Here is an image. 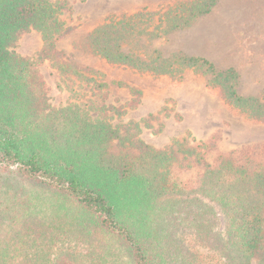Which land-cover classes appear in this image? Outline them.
Here are the masks:
<instances>
[{
	"label": "trees",
	"instance_id": "16d2710c",
	"mask_svg": "<svg viewBox=\"0 0 264 264\" xmlns=\"http://www.w3.org/2000/svg\"><path fill=\"white\" fill-rule=\"evenodd\" d=\"M216 2L174 0L111 15L86 44L110 64L153 77L207 75L223 102L264 121V102L237 92L233 67L149 46ZM66 10L67 0H0V264H207L187 235L223 264H264V139L222 149L214 136L185 132L156 147L138 134L146 117L112 123L120 106L109 83L56 48L69 31ZM30 29L42 43L23 56L14 46ZM46 60L69 81L65 105L50 102Z\"/></svg>",
	"mask_w": 264,
	"mask_h": 264
},
{
	"label": "rangeland",
	"instance_id": "374dc122",
	"mask_svg": "<svg viewBox=\"0 0 264 264\" xmlns=\"http://www.w3.org/2000/svg\"><path fill=\"white\" fill-rule=\"evenodd\" d=\"M67 1L71 10L62 12L61 19L69 31L56 42V48L68 61L96 70L98 74L94 73V78L98 81L109 83L107 95L110 100H116L113 105L120 106L117 113H110L112 123L146 117V122L139 123L138 134L156 147L165 146L185 132L197 139L208 140L214 136L222 149L264 139V121L247 117L223 102L217 90L206 85L207 75L186 70L181 80L153 77L110 64L94 55L87 46V33L106 17L128 14L145 6L156 9L174 0ZM41 43L38 31L30 29L21 35L14 49L29 56L40 49ZM149 46L158 48L165 56L182 52L203 56L217 69L233 67L238 73L237 92L259 97L264 102V0H217L209 13L197 17L188 27L171 32L165 40L151 41ZM41 70L51 104H67L70 92L66 89L69 84L66 76L60 75L47 60L41 64ZM112 81L124 82L140 93L131 95L128 87ZM89 96L87 94L85 99ZM130 97L135 101L122 106ZM90 112L97 113L94 109ZM151 114L156 118L150 117ZM222 227L219 217L218 229ZM185 241L207 264H223L217 252L200 245L192 236H185Z\"/></svg>",
	"mask_w": 264,
	"mask_h": 264
}]
</instances>
